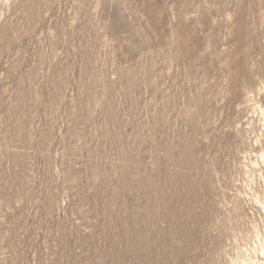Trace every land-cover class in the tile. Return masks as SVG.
<instances>
[{
    "label": "rangeland",
    "instance_id": "rangeland-1",
    "mask_svg": "<svg viewBox=\"0 0 264 264\" xmlns=\"http://www.w3.org/2000/svg\"><path fill=\"white\" fill-rule=\"evenodd\" d=\"M0 264H264V0H0Z\"/></svg>",
    "mask_w": 264,
    "mask_h": 264
}]
</instances>
